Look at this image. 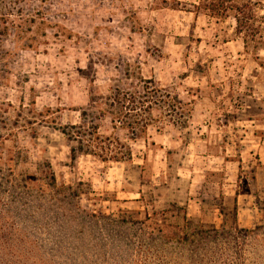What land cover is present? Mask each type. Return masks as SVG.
<instances>
[{
  "label": "rangeland",
  "instance_id": "374dc122",
  "mask_svg": "<svg viewBox=\"0 0 264 264\" xmlns=\"http://www.w3.org/2000/svg\"><path fill=\"white\" fill-rule=\"evenodd\" d=\"M209 64L264 83V0H0V264H264L171 87ZM232 171L264 210V164Z\"/></svg>",
  "mask_w": 264,
  "mask_h": 264
},
{
  "label": "crops",
  "instance_id": "0c3cea01",
  "mask_svg": "<svg viewBox=\"0 0 264 264\" xmlns=\"http://www.w3.org/2000/svg\"><path fill=\"white\" fill-rule=\"evenodd\" d=\"M199 70L190 71L183 79L174 83V86L171 85L172 88H182L188 95L189 105L194 106L186 115L190 123L186 129L199 126V137L193 139L198 161L195 168L202 171L230 170L225 173L224 182L218 183V187L227 190L237 186L233 192L239 205L234 211L236 221L240 225L250 224L252 220L249 217L261 216L264 210L250 200L249 193L243 192V186L238 185L237 178L234 180L232 170L245 169L250 163L264 164V123H259L258 112H253L250 105V101H264V83L256 80L250 84L246 66L209 64ZM195 74V80L190 82L188 79ZM160 85L167 87L169 84L161 82ZM180 116L177 120L185 118L184 115ZM190 143L192 144L189 141L187 146H191ZM170 145L171 143L162 142L161 147L164 146L162 149L166 148L169 152ZM203 183L192 180L188 184L187 216H196L202 212L200 209L191 208L201 200L198 194L200 195ZM208 183L216 185L215 182H206ZM241 201L246 202L245 205Z\"/></svg>",
  "mask_w": 264,
  "mask_h": 264
},
{
  "label": "trees",
  "instance_id": "16d2710c",
  "mask_svg": "<svg viewBox=\"0 0 264 264\" xmlns=\"http://www.w3.org/2000/svg\"><path fill=\"white\" fill-rule=\"evenodd\" d=\"M235 18H236V22H237V28H239V26H240V18H239V15H235ZM239 30V29H238ZM120 158V157H119ZM130 158V157H129ZM128 158V159H129ZM50 177L52 178V180H53V182H54V178H53V174H50ZM52 182H48V184H51ZM52 187H54L55 188V183H53V185H52ZM235 213V212H234ZM3 216H4V218H5V215L4 214H2ZM235 219H234V223L235 224H237V222H236V215H235V217H234ZM3 219V218H2ZM13 225V223H11V225L10 226H12ZM159 231H161V230H159Z\"/></svg>",
  "mask_w": 264,
  "mask_h": 264
}]
</instances>
